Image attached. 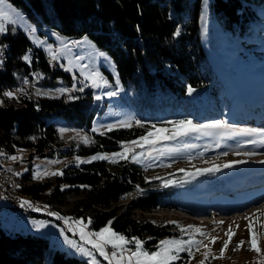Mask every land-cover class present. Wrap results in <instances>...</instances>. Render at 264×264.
I'll use <instances>...</instances> for the list:
<instances>
[{"label": "trees", "instance_id": "trees-1", "mask_svg": "<svg viewBox=\"0 0 264 264\" xmlns=\"http://www.w3.org/2000/svg\"><path fill=\"white\" fill-rule=\"evenodd\" d=\"M9 1L32 22L55 29L68 38L88 35L98 48L106 50L127 100L147 122L113 126L102 133L91 132L88 143L64 147L58 124L90 127L96 105L93 90L76 88L36 99L15 97L10 90L21 83L24 75L29 76L31 70L39 71L40 83H62L68 89L73 78L62 67L53 70L45 59L46 50L10 24L1 33V39L8 43V59L0 61V152L3 155L16 153L21 147L30 150V158L113 150L124 140L146 134L157 116L160 120L188 119L198 114L197 107L205 100L211 101L213 107L207 108L200 119L217 105L218 111L229 106L228 92L216 75L199 34L201 0ZM210 5L223 28L243 34L257 26L264 0H211ZM39 33L48 32L39 30ZM243 41L240 43L251 42ZM253 50L260 51L255 53L257 56L264 54V47ZM29 52L31 58L27 57ZM141 170L127 155L67 164L60 173L42 180H33L29 167L16 179L22 194L45 201L56 213L82 218L92 230L109 223L114 231L126 237L130 246L140 239L145 247L153 249L169 233L168 225H156L137 211L153 209L174 195L175 190L169 174L148 179ZM198 209L208 211V206L201 202ZM0 264L90 263L64 249L49 247L47 236L10 231L0 224ZM167 264H179V261Z\"/></svg>", "mask_w": 264, "mask_h": 264}, {"label": "rangeland", "instance_id": "rangeland-1", "mask_svg": "<svg viewBox=\"0 0 264 264\" xmlns=\"http://www.w3.org/2000/svg\"><path fill=\"white\" fill-rule=\"evenodd\" d=\"M210 1L201 0L199 34L207 55L225 73L224 80L231 95L230 99H237V104H234L230 112H235V109L239 111V103L242 107L258 103L257 101L264 103V54L257 56L255 53L260 51L253 50L264 47V7L259 9V20L255 29L239 34L222 27ZM10 24L20 28L33 43L44 49H48L51 42L56 41L60 45L57 55L60 65L70 72L74 82L69 89L62 83L43 84L40 80L36 83L34 73L29 84L26 74L21 83L10 90L15 97L18 98L19 94H22L24 97L27 95L36 99L37 96L58 95L73 88L79 89L85 80L91 83L96 102L91 126L73 127L58 124L59 138L64 147L88 143L91 132L102 133L113 126L129 124L133 116L139 113L132 108L127 94L118 95L119 89L123 87L115 64L109 53L98 48L88 35L75 37V43L72 45L66 41L67 36L32 22L9 0H0V36ZM39 30L49 34L39 33ZM50 35L52 40H49ZM243 39L252 43L239 45L240 41L244 42ZM27 57L31 58V52ZM58 79L60 81V78ZM219 108L217 105L215 110L201 119H192L191 116L188 119L171 121L160 120L157 116V119L151 121L153 125L146 134L124 140L119 148L113 150L86 155H33L31 158L28 157L30 150L23 147L16 153L3 155L0 152V163L14 177V184L8 189L9 193L27 203L30 201L19 190L16 176L29 167L33 180H42L60 173L62 167L67 164L128 155L141 166L148 179L169 174L175 194L149 211H137L156 225H168L166 228L169 233L163 235L153 249L145 247L140 239L130 246L126 237L114 231L109 223L92 230L84 219L60 215L58 211L56 215L27 214L19 219L15 218L13 212L8 209L5 196L0 197V224L10 231H28L47 236L49 247L64 249L70 254L85 258L90 264H102L105 261L107 264H167L174 261H179V264H264V202L252 207L244 205V201H232L238 203L239 207L244 205L241 211L258 209L253 216L246 217L242 222L238 219H226L212 223L214 218H221L222 215H210L211 218L207 219L209 221H200L192 217L191 213L183 211H192L201 202L204 204V198L193 191L198 184L195 181L188 183L189 178L183 179L185 174L177 175L178 172L197 168L204 170L206 166L219 171L220 174H230L228 176L232 179L237 173L252 171L249 165L243 163L245 161L260 159L264 165V119L255 120L253 117L256 114L241 115L240 118L229 122L228 116L227 121L215 116ZM252 109L260 111L259 105ZM227 110L230 109L223 108L224 112ZM248 111L244 109V112ZM138 119L140 118L136 117L134 121H141ZM196 178L198 175L194 177ZM199 180L202 181L198 178V183ZM8 190L5 188L4 192ZM59 217L63 219L59 220ZM81 226L85 228L83 232L80 231Z\"/></svg>", "mask_w": 264, "mask_h": 264}, {"label": "bare ground", "instance_id": "bare-ground-1", "mask_svg": "<svg viewBox=\"0 0 264 264\" xmlns=\"http://www.w3.org/2000/svg\"><path fill=\"white\" fill-rule=\"evenodd\" d=\"M1 38H2V36H0V61L5 62L8 59V43L5 42V41H3V39H1ZM69 42L73 43V41H69ZM54 44H56V43H54ZM50 65L52 66V64H50ZM52 69L55 70V68H52ZM247 74L249 75V73H247ZM26 81L28 83V78H27ZM13 89H15V88H13ZM19 97L18 98L21 99L24 96L22 94H20ZM25 97H28V96L25 95ZM231 115L234 116V115H238V114H237V112H234L233 111V113H231ZM138 120H140V119H138ZM138 122H140V121H138ZM249 166L251 168L255 169V171H260L261 174L256 175L257 172L254 171L253 173H249V174H246L244 176H240V177H238L236 179H233V180H230V181H225L224 179H222V181H218L214 185V187L212 188V191L219 192V193H223V194H226L227 196H229V195L232 194V191L229 192V190H233V192L240 191V190H244V192H248V190H251V188H253L254 185H264V165L261 164V161L258 164H252V165H249ZM2 167H4V166L0 163V169H2ZM6 171H7V173H9V187H12L13 184H14V177H13L12 173H10L7 170V168H6ZM198 178H200V177H198ZM198 178H196V180H195L196 183H198L197 182L198 181ZM200 182H202V181L199 180V183ZM15 186H16V184H15ZM0 188L1 189H5V188L8 189V177L7 176H0ZM10 196H14V195L10 193ZM26 197H27L26 199H28L30 201L29 203H27V202L19 199L20 197L19 198H15V196H14V201L15 202H19L22 206H25V207L38 208L42 212H49V213H53V214L56 213V210L54 208L52 209V207L48 206L46 203L41 202V201H38V200H36L34 198H31L30 196H27V195H26ZM247 197L248 198L244 201V205H252V207H253V205L255 206V205H258V204L264 202V192L261 195H256V194L253 193L251 195H247ZM244 205H241V207H239L238 203H232L228 207L225 206V205H221L218 208V211L217 212H214V213L208 214V215L209 216L210 215H212V216L213 215L214 216L215 215L216 216L222 215V216H220L221 218H218V217L217 218H214V220H213L212 223L217 222L219 220H226V219H228L227 221H234L235 219H238L239 222H242V221L245 220L246 217H248V216L250 217V215H252L255 211L258 210L257 209L255 211L253 210V211H249V212L241 211L243 209V206ZM41 207H44V208H41ZM259 208H261V207H259ZM245 210H246V208H245ZM239 211H241V212H239ZM217 213H218V215H217ZM225 213L227 214V216H223ZM13 216L15 218H18V219L20 218V216L17 217V215H13Z\"/></svg>", "mask_w": 264, "mask_h": 264}, {"label": "built area", "instance_id": "built-area-1", "mask_svg": "<svg viewBox=\"0 0 264 264\" xmlns=\"http://www.w3.org/2000/svg\"><path fill=\"white\" fill-rule=\"evenodd\" d=\"M69 41H73V39H69ZM58 54V45L57 44H52V47L50 48V50L45 54V59L47 61V63L52 64V68H57L58 66V62L59 59L57 57ZM35 70H31L29 77H28V83H31V79L34 76ZM89 82H86V84H88ZM20 95V94H19ZM0 176H7L8 177V189L9 187V173H7L6 168L2 167V169H0ZM7 189V190H8ZM5 189H1L0 188V197L5 196V199L8 202V209L11 210L13 212V215H17V217L19 216H24L27 214H38L42 216L43 214H49V212H42L40 211L38 208H33V207H25L22 206L19 202H15L14 201V196H10L9 191H5ZM98 264H101L100 262H98Z\"/></svg>", "mask_w": 264, "mask_h": 264}, {"label": "water", "instance_id": "water-1", "mask_svg": "<svg viewBox=\"0 0 264 264\" xmlns=\"http://www.w3.org/2000/svg\"><path fill=\"white\" fill-rule=\"evenodd\" d=\"M35 76H36V79H35V82H39L40 78H39V73L37 70H35Z\"/></svg>", "mask_w": 264, "mask_h": 264}, {"label": "crops", "instance_id": "crops-1", "mask_svg": "<svg viewBox=\"0 0 264 264\" xmlns=\"http://www.w3.org/2000/svg\"><path fill=\"white\" fill-rule=\"evenodd\" d=\"M50 40V39H49ZM50 46V45H49ZM47 50V49H45ZM85 230V228L83 226L80 227V231L83 232ZM98 254V253H97Z\"/></svg>", "mask_w": 264, "mask_h": 264}]
</instances>
